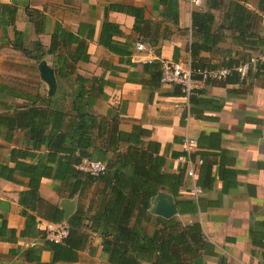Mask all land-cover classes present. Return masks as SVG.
<instances>
[{
    "label": "crops",
    "instance_id": "obj_1",
    "mask_svg": "<svg viewBox=\"0 0 264 264\" xmlns=\"http://www.w3.org/2000/svg\"><path fill=\"white\" fill-rule=\"evenodd\" d=\"M200 1L197 7L191 0H0V3L16 8L13 28L23 33L25 43L37 39L46 48L55 25L73 34L78 26L81 34L90 28L91 38L85 41L88 62L77 63L76 71L85 78L94 76L106 82L102 88L105 98H97L89 108L90 114L105 118V135L95 139V130L93 147L106 146V136L113 125L110 119L118 116L116 130L145 131L140 138L151 143L150 147L156 144V155L162 161L160 172L177 175L175 181L179 185L173 189L174 194L166 187H160L156 194L171 198L174 214L168 218L156 215L153 197L146 216L137 217V210L133 211L130 227L141 229L147 236L157 234L158 243L170 236L178 239L185 227L189 232L193 226L199 228L204 246L195 250L189 235H184L182 245L188 251L172 245V252L168 253L174 264H264V80L261 75L249 74L243 81L232 76L225 82L198 83L186 106L178 87L161 85L156 78L152 80L155 68L142 69V64L160 60L189 63L193 12H208L212 16L210 33L218 39L211 51L200 53L201 63L226 66L231 60L264 52V0ZM125 6L142 9L145 24L141 29L155 42L148 43L134 32L133 18L117 9ZM25 7L45 17L42 34L34 33L26 19ZM104 21L113 26L111 34L101 32ZM100 37L128 55L112 53L115 51L99 42ZM81 38L85 39L83 35ZM11 39V28L5 29L4 35L0 29V76L4 77L3 73L10 69L20 72L19 65L35 67L37 76L32 77V84L40 85L39 89L31 93L12 88L29 95L39 92L47 97L54 95L55 80L54 84L48 83L39 71L41 64L52 71L51 57L45 56L34 65V61L11 49L8 43ZM136 41L144 43V51L133 49ZM3 82L1 79L0 85H6ZM61 82L65 84L58 81V86ZM0 101L15 108L25 105L22 99L9 96H0ZM69 106L67 98L65 111ZM186 113L189 119L184 123L182 118ZM185 138L195 142L188 155L182 150ZM21 142L20 132L14 133L10 144L0 140V164H4L11 147L23 148ZM125 147L118 144V151L123 152ZM105 158L111 159L112 153L107 152ZM187 159L201 161L193 180L185 175ZM193 187L200 190L196 196L190 194ZM23 190L25 187L21 185L0 179V219L8 230L14 231L13 236L6 234L0 238V264H108L101 251V237L90 231L87 220L106 198L103 183L86 185L69 198L66 189L57 182L40 180L38 195L62 211L60 224L65 225L76 209L86 218L73 240L78 246L61 242L55 250L44 247L39 236L19 237L24 218L20 216L17 194ZM47 224L51 223L39 220L35 229L42 232Z\"/></svg>",
    "mask_w": 264,
    "mask_h": 264
},
{
    "label": "trees",
    "instance_id": "obj_2",
    "mask_svg": "<svg viewBox=\"0 0 264 264\" xmlns=\"http://www.w3.org/2000/svg\"><path fill=\"white\" fill-rule=\"evenodd\" d=\"M107 9H111V6ZM117 9L133 18L134 32L148 43L155 42L153 37L141 29V25L145 24L142 9L130 6ZM15 12V7L0 3V29L3 35L5 29H12V39L8 43L12 50L20 52L26 59L37 63L45 56L51 57L52 75L56 84L54 95L48 97L24 94L10 86L0 85V96L25 101V105L18 108L0 101V140L10 144L15 132L22 134L23 148L11 147L4 164H0V179L25 187V190L17 194L20 216L24 218V227L19 237L39 236L44 247L50 250L60 247V244L44 240L42 233L35 229L39 220L54 225L63 222L62 211L39 197L41 179L57 182L61 188L66 189L69 198L80 193L86 185L101 182L106 198L102 199L99 210L87 220L90 231L101 237V251L106 255L108 264H174L168 253L172 252V245H180L181 251H188L182 245L184 235H189L195 250L202 248V235L196 226L190 232L187 227L183 228L178 239L170 236L160 243L157 242V234L147 236L141 229L129 226L134 210H137V217L146 216L149 201L156 196L159 188L166 187L174 194L173 189L179 185V181H175L177 175L166 176L160 172L162 161L156 155V144L150 147L151 143H144L140 138L146 134L145 131L139 128H133L129 133L116 130L118 116L110 119L113 125L106 136V146L93 147V138L105 135V118L90 114L89 108L97 98H105L102 88L106 82L94 76L85 78L76 71L77 63L88 62L85 41L91 38L92 30L88 28L85 34H81L78 26L73 34L55 25L46 48L37 39L26 44L23 33L13 28ZM24 13L34 33L42 34L45 17L39 11L27 7ZM211 20L212 16L208 12L191 13V41L188 45L191 67H218L201 63L199 56L202 52L211 51L218 41L210 33ZM112 28L111 24L104 21L101 32L111 34ZM114 32L120 33L118 30ZM82 35L85 39L81 38ZM99 42L108 50L115 51L112 53L128 55L122 48L114 49L101 37ZM238 61L231 60L226 66L219 67H229ZM152 68H155V73L151 78L159 82V62L142 64L143 70ZM231 77L220 82L228 81ZM58 81L65 82V86H58ZM67 98L70 99V106L65 111L64 101ZM65 112H72L73 115ZM120 143L126 145L123 152L118 151ZM107 152L112 153L111 159L105 158ZM83 159L104 163L105 173L91 177L80 172L76 166ZM8 163L12 166L8 167ZM85 219L78 209L66 219L67 235L62 241L64 245L78 246L73 240ZM6 234L11 237L14 231L8 230L4 220L0 219V238Z\"/></svg>",
    "mask_w": 264,
    "mask_h": 264
},
{
    "label": "built area",
    "instance_id": "obj_3",
    "mask_svg": "<svg viewBox=\"0 0 264 264\" xmlns=\"http://www.w3.org/2000/svg\"><path fill=\"white\" fill-rule=\"evenodd\" d=\"M191 4L197 7L201 4V1L191 0ZM133 49L141 52L144 51L145 45L141 41H136L133 44ZM157 62H159L160 84L178 87L182 99L186 102V106L189 98L194 95V90L198 83L219 82L230 76H236L239 81H243L249 74L261 75L264 80V52L250 54L245 59L239 60L229 67H191L189 63L182 65L162 60ZM182 119L184 123H187L189 119L188 114H184ZM194 147V140L189 138L184 139L182 150L185 155L190 154ZM186 161L187 169L185 175L193 180L195 168L200 165L201 161L199 159L195 161L187 159ZM76 169L91 177H98L105 173L106 166L100 161L83 159L76 166ZM199 193L200 190L197 187H193L190 190L192 196H196ZM36 227L40 228L39 225ZM41 231L43 239L53 244L61 243L67 235V228L62 224H47Z\"/></svg>",
    "mask_w": 264,
    "mask_h": 264
},
{
    "label": "rangeland",
    "instance_id": "obj_4",
    "mask_svg": "<svg viewBox=\"0 0 264 264\" xmlns=\"http://www.w3.org/2000/svg\"><path fill=\"white\" fill-rule=\"evenodd\" d=\"M29 42V41H28ZM26 41V44L28 43ZM15 64V63H14ZM36 63L34 62V65ZM33 65V66H34ZM19 70L20 72H17V70L10 69L8 72L3 73V76H0V80L2 79L6 85L14 87L15 89L22 90L24 92H35L37 89L40 88V85L37 84L35 87L33 83V78L34 75L37 76V71L35 67L32 68H26V66H21L19 65ZM29 80V82H28ZM61 86H65L64 83H60ZM39 94H42L39 92ZM43 95V94H42Z\"/></svg>",
    "mask_w": 264,
    "mask_h": 264
},
{
    "label": "water",
    "instance_id": "obj_5",
    "mask_svg": "<svg viewBox=\"0 0 264 264\" xmlns=\"http://www.w3.org/2000/svg\"><path fill=\"white\" fill-rule=\"evenodd\" d=\"M39 71L43 78L50 84H54V79L52 75V71L50 72L47 68L44 67L43 64L39 66ZM156 201V206L153 209V212L163 218H168L172 214H174V207L171 202V198L167 195L160 194L154 196Z\"/></svg>",
    "mask_w": 264,
    "mask_h": 264
}]
</instances>
